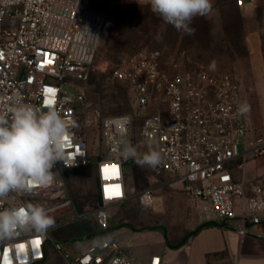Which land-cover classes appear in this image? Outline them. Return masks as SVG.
<instances>
[{
	"label": "built area",
	"instance_id": "2783aa9c",
	"mask_svg": "<svg viewBox=\"0 0 264 264\" xmlns=\"http://www.w3.org/2000/svg\"><path fill=\"white\" fill-rule=\"evenodd\" d=\"M90 1L0 0V113L14 100L47 111L46 101L51 100L71 133L64 159L54 165L53 183L9 193L0 198V211L31 203L42 205L50 216L72 209L80 216L64 171L95 163L97 206L86 215L105 236L73 252L52 240L54 251L67 264H166L161 255L146 260L130 255L121 239L131 231L118 233L110 226L112 209L129 196L125 164L133 157H126L125 149L136 150L134 123L139 120L142 141L161 154V163L150 167L153 173H166V183H177L198 214L207 221L264 224V174L250 186L233 174L234 166H242L252 155L264 156V138L246 146L248 124L239 110L241 83L230 71L185 61L163 49L133 51L113 77L126 84L134 113L98 122L96 136L103 151L91 153L87 127L92 122L81 127L79 116L86 97L73 83L88 78L105 24ZM235 2L242 7L247 0ZM154 188L136 193L141 206L153 208ZM49 231L17 230L0 237V264L47 261Z\"/></svg>",
	"mask_w": 264,
	"mask_h": 264
},
{
	"label": "rangeland",
	"instance_id": "374dc122",
	"mask_svg": "<svg viewBox=\"0 0 264 264\" xmlns=\"http://www.w3.org/2000/svg\"><path fill=\"white\" fill-rule=\"evenodd\" d=\"M212 5L209 14L194 18L190 25L194 31L186 34L165 24L151 12L150 6L139 5L137 0L90 1V6L104 15L105 24L88 78L84 81L74 80L73 83H77V89L86 97L84 105L79 109L80 126L86 125L88 120L92 122L87 127L92 154H101L103 151L96 136L98 122L110 115L134 113L126 87L121 81L114 79L113 71L130 53L141 48L163 49L173 55L179 54L185 61H201L209 66L215 62V68L232 72L250 100L253 114L260 120L255 130H260L264 135V45L260 56L262 66L258 71L253 66L246 45V36L251 28L247 17L240 12L234 0H212ZM134 130L137 137L136 156L125 164L129 196L112 209V217L118 221L126 219L127 222L138 225L139 216H153L158 207H142L136 193L162 183L167 178L163 174L156 175L150 167L137 163L138 159L155 148L142 141L139 120L135 121ZM262 157L264 158L263 155ZM94 168L95 163H92L87 167L64 171L68 189L80 216H75L74 209L51 216L55 225L50 227L49 254L47 261L42 264H67L54 251L52 240L60 241L63 250L73 252L87 249L94 237L104 234L94 218L86 215L90 208L97 206V178ZM168 188L176 189L177 186L171 183ZM165 189L156 186L152 191L153 199L156 200V196L160 195L159 201L162 202ZM160 205L164 208L163 204ZM190 209L193 210V206ZM166 220L172 225L169 217ZM134 224L124 223L122 226L137 233L139 230ZM134 251L138 250L132 247V253Z\"/></svg>",
	"mask_w": 264,
	"mask_h": 264
},
{
	"label": "crops",
	"instance_id": "0c3cea01",
	"mask_svg": "<svg viewBox=\"0 0 264 264\" xmlns=\"http://www.w3.org/2000/svg\"><path fill=\"white\" fill-rule=\"evenodd\" d=\"M238 9L251 25L246 36V45L253 66L259 71L264 45V0H247L246 4ZM241 95L242 103L247 107L246 146L250 147L257 139L264 138V135L260 130H255L260 120L253 114L251 102L244 90L242 91V86ZM233 174L236 180L243 181L247 186L259 182L260 176L264 174V158L262 155H252L242 166H234ZM163 175L168 177L166 173ZM167 179L158 185L166 188L161 198L163 201H159L160 195L156 196V200L153 199L157 210L153 216H139V226L127 222L126 219H110L111 228L118 233L131 231L121 239V244L128 247L130 255L142 260L161 255L166 264H264V224L242 226L238 219L227 222L207 221L203 215L198 214L194 204L177 183L173 184L178 189L168 188L171 183H166ZM160 204H163L164 208H161ZM190 206H193L194 211ZM166 217L171 219L172 225ZM122 223H132L139 231L134 233L131 229L124 228ZM104 236L103 234L94 237L88 247L98 244ZM132 247L138 251L132 253Z\"/></svg>",
	"mask_w": 264,
	"mask_h": 264
},
{
	"label": "clouds",
	"instance_id": "9594fccd",
	"mask_svg": "<svg viewBox=\"0 0 264 264\" xmlns=\"http://www.w3.org/2000/svg\"><path fill=\"white\" fill-rule=\"evenodd\" d=\"M137 3L150 6L151 12L165 24L186 34L194 31L190 27L194 18L206 16L213 7L212 0H137ZM210 67L214 69L215 62ZM46 104L47 111H42L14 100L6 112L0 113V198L11 192L47 188L54 181V165L64 159L71 133L52 102ZM239 110L245 112L247 107L241 105ZM125 155L135 157V148L127 147ZM137 163L154 168L161 163V154L151 150ZM54 225V218L39 204L0 211V237H8L17 230L44 232Z\"/></svg>",
	"mask_w": 264,
	"mask_h": 264
},
{
	"label": "trees",
	"instance_id": "16d2710c",
	"mask_svg": "<svg viewBox=\"0 0 264 264\" xmlns=\"http://www.w3.org/2000/svg\"><path fill=\"white\" fill-rule=\"evenodd\" d=\"M235 4H236V2H235ZM237 5V4H236ZM238 6V5H237ZM118 81V80H117ZM123 83V82H122ZM124 85H125V87H126V90H127V92H128V89H127V86H126V84L125 83H123ZM129 98V97H128Z\"/></svg>",
	"mask_w": 264,
	"mask_h": 264
},
{
	"label": "snow or ice",
	"instance_id": "6c2138e0",
	"mask_svg": "<svg viewBox=\"0 0 264 264\" xmlns=\"http://www.w3.org/2000/svg\"><path fill=\"white\" fill-rule=\"evenodd\" d=\"M47 91H48V92H52L53 90H51V89H48ZM49 102H52V101H51V100H49Z\"/></svg>",
	"mask_w": 264,
	"mask_h": 264
}]
</instances>
